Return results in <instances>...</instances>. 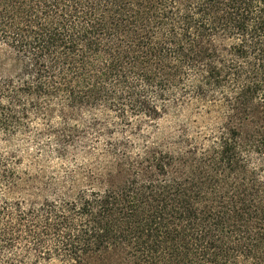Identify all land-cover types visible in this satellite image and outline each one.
Masks as SVG:
<instances>
[{"label": "trees", "instance_id": "trees-1", "mask_svg": "<svg viewBox=\"0 0 264 264\" xmlns=\"http://www.w3.org/2000/svg\"><path fill=\"white\" fill-rule=\"evenodd\" d=\"M0 264H264V0H0Z\"/></svg>", "mask_w": 264, "mask_h": 264}]
</instances>
